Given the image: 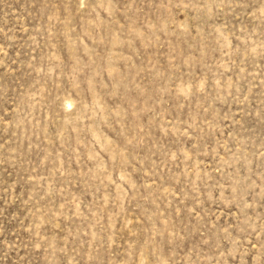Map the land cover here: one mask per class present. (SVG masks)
Wrapping results in <instances>:
<instances>
[{"label":"rangeland","instance_id":"rangeland-1","mask_svg":"<svg viewBox=\"0 0 264 264\" xmlns=\"http://www.w3.org/2000/svg\"><path fill=\"white\" fill-rule=\"evenodd\" d=\"M0 264H264V0H0Z\"/></svg>","mask_w":264,"mask_h":264}]
</instances>
